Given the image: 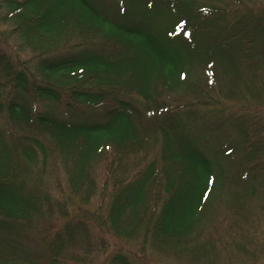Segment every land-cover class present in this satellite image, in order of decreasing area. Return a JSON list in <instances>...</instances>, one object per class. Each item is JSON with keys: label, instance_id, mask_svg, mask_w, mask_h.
Returning a JSON list of instances; mask_svg holds the SVG:
<instances>
[{"label": "trees", "instance_id": "1", "mask_svg": "<svg viewBox=\"0 0 264 264\" xmlns=\"http://www.w3.org/2000/svg\"><path fill=\"white\" fill-rule=\"evenodd\" d=\"M1 118L0 264H264V0H0Z\"/></svg>", "mask_w": 264, "mask_h": 264}, {"label": "rangeland", "instance_id": "2", "mask_svg": "<svg viewBox=\"0 0 264 264\" xmlns=\"http://www.w3.org/2000/svg\"><path fill=\"white\" fill-rule=\"evenodd\" d=\"M7 28V27H6ZM5 28V29H6ZM6 43H7V46H5L7 52H9V54H11L14 57L18 56L20 60H22L23 62H26L28 61L29 59L32 58V55L29 51L26 50V48H24L23 46L21 47L19 43H17V41L15 42V40L11 39V37H9L7 34H6ZM5 38V37H4ZM125 98H128V99H131L135 104H140V100L137 98V100H134L133 98H129V97H125ZM61 106H59L58 109H56V111L58 110H61ZM37 109L38 110H48V107H45L43 104H39L37 106ZM100 109L102 108H97V109H94V110H87L88 113H91L94 111L95 114H98V111H100ZM0 123L2 125V128L4 130V134L7 138H16L18 137L20 134H24V133H27L26 131L23 132L24 129H21L20 127H16L14 126L13 124H10L9 122H7L6 120H4L3 118L0 119ZM53 179V177H52ZM49 181V180H47ZM94 202V206L95 204L98 203V199H95L93 200ZM215 211L217 213V218L215 220V224H213L216 229L218 231H223L224 230V227H225V223H223L225 217L228 215L227 212H226V209H225V206L224 204H222V202H216L215 204ZM262 233H264V217L262 218ZM209 224V223H207ZM208 229H210V225L207 226ZM98 230L96 231V233L94 234V237L96 238L95 240V243H96V246H97V249L100 247V243H98V237H102L104 242H105V247L103 248L104 251L102 252V255L104 253L110 255L111 253H113V250H115L116 248L118 249L120 246H123L122 247V251H126L127 253L129 251H131V254L138 260H141L143 261L145 264H166V262H164L165 260H162L161 257L157 254H151L150 252H143L141 249H140V245H136V244H133V243H130L128 244L127 242H123L121 243L119 240H117V245H115V243L113 242L112 238L108 236V234L104 231V229H100V228H97ZM261 233V234H262ZM99 251V249H98ZM151 251V250H150ZM155 253V252H154ZM101 259H102V256H101ZM101 260H97V262H100ZM258 263H261L260 261Z\"/></svg>", "mask_w": 264, "mask_h": 264}]
</instances>
